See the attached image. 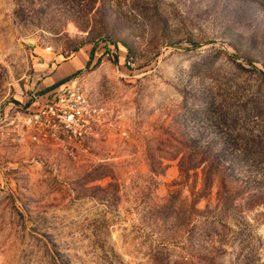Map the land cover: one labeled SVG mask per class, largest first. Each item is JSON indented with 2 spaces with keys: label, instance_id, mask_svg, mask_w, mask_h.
Masks as SVG:
<instances>
[{
  "label": "rangeland",
  "instance_id": "rangeland-1",
  "mask_svg": "<svg viewBox=\"0 0 264 264\" xmlns=\"http://www.w3.org/2000/svg\"><path fill=\"white\" fill-rule=\"evenodd\" d=\"M61 79L111 125L0 137V264H264V0H0V110Z\"/></svg>",
  "mask_w": 264,
  "mask_h": 264
},
{
  "label": "built area",
  "instance_id": "built-area-1",
  "mask_svg": "<svg viewBox=\"0 0 264 264\" xmlns=\"http://www.w3.org/2000/svg\"><path fill=\"white\" fill-rule=\"evenodd\" d=\"M129 64V63H128ZM111 125L106 106L70 79L45 94L30 108L0 110V137L22 131L35 144L49 145L70 157L88 154ZM121 136L124 130L117 126Z\"/></svg>",
  "mask_w": 264,
  "mask_h": 264
},
{
  "label": "trees",
  "instance_id": "trees-1",
  "mask_svg": "<svg viewBox=\"0 0 264 264\" xmlns=\"http://www.w3.org/2000/svg\"><path fill=\"white\" fill-rule=\"evenodd\" d=\"M91 62V57L88 59V63L87 65ZM67 79V78H66ZM63 79L59 80L58 82L54 83L53 85L49 86L46 90H44V92H48L50 90H52L53 88H55L57 85H59L60 83L62 84L63 83ZM66 81V80H65ZM64 81V82H65Z\"/></svg>",
  "mask_w": 264,
  "mask_h": 264
}]
</instances>
